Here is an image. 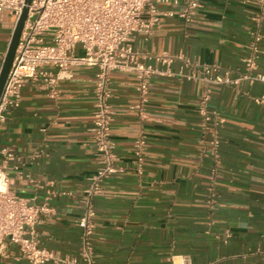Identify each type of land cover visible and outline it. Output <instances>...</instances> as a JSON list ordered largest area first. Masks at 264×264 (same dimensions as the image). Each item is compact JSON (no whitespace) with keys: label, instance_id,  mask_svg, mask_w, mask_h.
I'll return each mask as SVG.
<instances>
[{"label":"crops","instance_id":"0c3cea01","mask_svg":"<svg viewBox=\"0 0 264 264\" xmlns=\"http://www.w3.org/2000/svg\"><path fill=\"white\" fill-rule=\"evenodd\" d=\"M187 2L178 0L172 16L163 17L145 43L137 38L135 47L213 63L235 78L246 55L255 0H195L185 22L178 13ZM14 23L10 12L0 11V66ZM260 34L252 73L264 75V19ZM179 66L173 61L174 75L150 80L142 119L130 108L137 102L134 75L110 74L115 111L110 137L120 169L92 201L94 263L166 264L185 255L191 264H264V104L253 102L264 96V83L240 80L211 88L207 108L223 118L213 158L211 122L201 126L198 112L203 83L179 77ZM94 71L73 67L59 82L55 100L35 83L23 84L19 104L7 110L0 132V149L19 156L5 168L8 190L36 202L51 192L50 211L39 215L35 231L39 245L60 258L77 255L75 220L96 167L89 132ZM139 136L140 169L132 148ZM209 187L216 195L212 201ZM0 264L25 262L18 247L5 242Z\"/></svg>","mask_w":264,"mask_h":264},{"label":"built area","instance_id":"2783aa9c","mask_svg":"<svg viewBox=\"0 0 264 264\" xmlns=\"http://www.w3.org/2000/svg\"><path fill=\"white\" fill-rule=\"evenodd\" d=\"M178 0H30L15 46L3 90L0 96V132L9 108L19 104V91L23 84L32 82L44 91L47 98L55 100L58 85L70 77L75 66L93 68V107L89 127L96 167L87 177V184L80 197L81 213L75 224L79 229V249L75 258L67 259L53 255L39 245L35 225L41 213L49 212L46 192L40 202L33 198L19 197L8 190L9 178L5 173L7 162L19 156L10 148L0 149V252L5 242L18 247L25 264H95L93 253L94 215L92 201L102 191L104 181L119 171L116 165L115 143L110 137V124L114 119V108L109 102L112 91L110 74L113 71L132 73L135 77L133 89L137 102L130 108L144 118L142 106L150 80L155 76L174 75L169 66L180 63L177 75L189 81H201L203 89L198 100L201 126L211 122L209 154L217 157L219 144L217 128L223 118L207 104L211 88L235 85L240 80L264 83V75L252 73L259 56L261 40L260 25L264 19V0H255L256 10L251 15L248 30L246 55L241 58V70L235 78L229 71H220L216 64L198 63L179 53L161 51L153 53L135 47L140 38L145 43L158 27L163 17L172 16L171 7ZM195 0H188L179 10V16L188 22L194 14ZM24 0H0V11L10 12L15 20L19 16ZM157 62L159 67L154 63ZM188 70L187 72L185 71ZM253 102L264 104V96L253 98ZM133 155L140 169L142 161V137L132 142ZM36 157V153L32 154ZM208 200L215 199L212 188H207ZM166 264H191L185 255H176Z\"/></svg>","mask_w":264,"mask_h":264},{"label":"water","instance_id":"95a60500","mask_svg":"<svg viewBox=\"0 0 264 264\" xmlns=\"http://www.w3.org/2000/svg\"><path fill=\"white\" fill-rule=\"evenodd\" d=\"M30 0H24V6L22 7V10L15 20L14 27L12 30V33L10 35L9 43L7 45L3 60L1 62L0 66V96L3 90V86L5 83V79L9 70V67L12 62L15 46L19 37V33L22 27L23 20L26 15L27 11V4L29 3Z\"/></svg>","mask_w":264,"mask_h":264}]
</instances>
